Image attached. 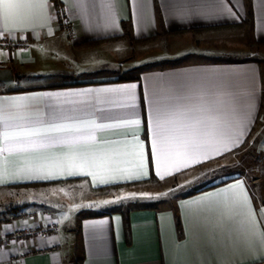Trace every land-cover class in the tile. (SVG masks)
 Returning <instances> with one entry per match:
<instances>
[{
    "label": "crops",
    "instance_id": "1",
    "mask_svg": "<svg viewBox=\"0 0 264 264\" xmlns=\"http://www.w3.org/2000/svg\"><path fill=\"white\" fill-rule=\"evenodd\" d=\"M58 10L67 14L69 28L56 19ZM244 21L248 22L238 26ZM122 23L127 24L134 39L185 36L199 40L247 32L254 44L264 45V0H48L47 9L33 23L0 35V66L10 67L14 73L13 80L0 82V100L35 98L28 102L27 113L37 124L91 120L98 124H120L139 119V125L97 130V141L77 151L115 147L112 142L133 140L135 136L143 144L147 172L139 179L117 177L110 183H101L99 176L93 181L91 176L66 172L50 179L9 177L8 182L0 183V189H23L31 193L28 195L37 194L42 202L27 201L24 211L33 212L30 218L24 219L14 212L0 215V264H264V249L259 243V232L264 231V200L260 202L259 192L252 190L245 176L234 175L224 183L208 184L180 196L170 207L138 206L86 215L81 213L83 208L72 209L74 206L54 212L47 210L50 194L59 193L69 183H82L98 192L101 187L147 182L150 173L164 180L211 164L241 148L262 116L263 75L256 59L155 64L141 61L115 69L112 62L108 65L107 60L84 56L96 53L105 44L127 39L118 38L124 33ZM93 40L102 41L95 46L85 45ZM9 41H24L26 45L13 49L2 45ZM42 59L45 66L37 71L30 69ZM120 70L135 74L106 76ZM30 76L35 80H27ZM132 85L135 88L131 93L101 91L127 89ZM211 93H231L243 100L234 118V123L246 124L240 142L226 151H210L207 157H170L157 175L151 134L154 94L176 99ZM72 151L67 146L53 145L14 154L8 158L9 171L64 157ZM30 183L42 184L17 186ZM238 184L240 188L233 187ZM222 190L237 194L242 191L250 201L252 215L241 216L238 203L225 204L214 196ZM51 222L57 225L55 235L10 238L18 229L43 227ZM44 248L49 250L42 252Z\"/></svg>",
    "mask_w": 264,
    "mask_h": 264
},
{
    "label": "snow or ice",
    "instance_id": "2",
    "mask_svg": "<svg viewBox=\"0 0 264 264\" xmlns=\"http://www.w3.org/2000/svg\"><path fill=\"white\" fill-rule=\"evenodd\" d=\"M47 7L48 0H0V35L11 34L33 23ZM134 88L135 85H132L127 89L101 91L131 93ZM32 99L35 98L21 96L0 100V183L8 182L9 177L14 180L50 179L65 172L67 175H88L93 181L99 176L101 183L114 182L117 177L139 179L147 175L143 144L135 136L133 140L112 142L115 147L93 152L77 151L87 147L89 142L97 141V130L139 125V119L125 120L120 124H98L95 120L37 124L27 113L28 102ZM242 103L241 98L231 93L181 96L176 99L154 94L151 101V134L157 175L161 166L169 163L170 157H207L210 151L219 153L237 145L246 129L245 123H234ZM53 145L67 146L73 151L64 157H54L36 165L29 163L9 171V156L40 151ZM233 187L240 188L241 185ZM131 195L134 198L135 194ZM214 196L221 198L225 204L238 203L241 216L252 215L250 201L242 191L237 194L222 190ZM206 199L211 200L212 197ZM259 243L264 249V231L259 232Z\"/></svg>",
    "mask_w": 264,
    "mask_h": 264
},
{
    "label": "rangeland",
    "instance_id": "3",
    "mask_svg": "<svg viewBox=\"0 0 264 264\" xmlns=\"http://www.w3.org/2000/svg\"><path fill=\"white\" fill-rule=\"evenodd\" d=\"M227 34L224 37H203L199 40L190 39L185 36L174 38L156 37L139 42H130L124 39L105 44L103 47L96 49V53H88L84 56H94L101 60H107L109 61L108 65H111L110 62H112V66L115 69L128 67L129 65H138L141 61L155 64L166 61L256 59L262 67L264 86V45L254 44L247 32H243L242 35ZM175 50L182 52L169 53ZM160 51H163V53H160ZM43 60L37 62L36 67L32 66L30 69L40 70V66H45V61ZM114 62L115 64H113ZM29 73L34 74L32 71H29ZM134 74L135 72L133 71L120 70L114 74L109 73L106 76L128 77ZM32 76L27 80H35ZM263 163L264 105L262 116L245 144L211 164L199 166L164 180L120 185L103 191L99 190L98 192L91 188L89 189L82 183H69V186L61 187L59 193L50 194L51 198L46 207L51 212L56 211V209H66L72 206H74L72 209L79 207L84 209L81 212L83 215L99 214L111 210H126L138 206L170 207L175 204L180 196L230 175H236V171L244 173L245 178L252 185V190L255 191L259 188L260 192L258 195L264 199ZM253 177H257V180H253ZM253 184L258 186L255 188ZM22 193L23 195H21ZM28 194L31 193L24 192L23 189H0V215L5 212H14L19 213L20 217L23 215L24 219L30 218L31 215L34 216L33 212L24 211V208L28 206L27 201L35 200L42 202V198L38 199L35 193L34 195ZM131 194H135L134 198ZM142 194H147V196ZM104 201L110 202L104 203ZM49 208L53 209L49 210Z\"/></svg>",
    "mask_w": 264,
    "mask_h": 264
},
{
    "label": "built area",
    "instance_id": "4",
    "mask_svg": "<svg viewBox=\"0 0 264 264\" xmlns=\"http://www.w3.org/2000/svg\"><path fill=\"white\" fill-rule=\"evenodd\" d=\"M56 19L65 27L69 28L70 26V20L65 13L64 10H58L55 13ZM2 45H5L9 49L18 48V47H24L26 45V42L24 41H9V42H3ZM23 216V215H22ZM57 233V225L55 222H51L46 226L43 227H28L24 229H18L17 231L13 232L10 236V238L17 240V239H24L32 235L40 234V235H55ZM55 246L52 247L54 249ZM49 249L44 248L41 251L47 252Z\"/></svg>",
    "mask_w": 264,
    "mask_h": 264
},
{
    "label": "trees",
    "instance_id": "5",
    "mask_svg": "<svg viewBox=\"0 0 264 264\" xmlns=\"http://www.w3.org/2000/svg\"><path fill=\"white\" fill-rule=\"evenodd\" d=\"M248 21H244V22H242V23H240L238 26H240V27H243L244 25H245V23H247ZM122 28H123V35H121L120 37H118V38H127L130 42H139V41H143V40H150V39H152V38H155V37H146V38H142V39H134V38H132L131 36H130V34H129V31H128V28H127V24L126 23H122ZM198 29H196V31H197ZM179 32H181V31H176L175 33H179ZM102 40H93V41H87L86 43H85V45H88V46H95V45H97V44H99L100 42H101ZM138 69V67H136V68H133L132 70L134 71V70H137ZM256 125H257V122H256V124L254 125V127L252 128V130H251V132H250V134L248 135V137L245 139V141H244V143L243 144H245V142L248 140V138L251 136V134L253 133V131L255 130V128H256ZM236 173V176H244V173H242V172H240V171H236L235 172ZM262 176H263V180H264V163H263V165H262ZM254 176V175H253ZM234 177V175H230V176H228V177H226L225 179H222V180H220V181H218V182H216V183H212L211 185H209V186H213V185H217V184H221V183H224V182H226V181H228V180H230V179H232ZM253 180H257V177H253ZM148 181H158V179L152 174V173H150V178L148 179ZM40 184H42V183H30V184H24V185H17V186H29V185H40ZM116 186H119V185H112V186H107V187H101V188H98V190H100V191H103V190H106V189H108V188H111V187H116ZM209 186H207V187H209ZM258 185H255L254 184V187L256 188ZM256 192L258 193V192H260V189L258 188L257 190H256ZM259 200H260V202L261 203H263V198H259ZM177 223H178V226H179V221L177 220Z\"/></svg>",
    "mask_w": 264,
    "mask_h": 264
},
{
    "label": "water",
    "instance_id": "6",
    "mask_svg": "<svg viewBox=\"0 0 264 264\" xmlns=\"http://www.w3.org/2000/svg\"><path fill=\"white\" fill-rule=\"evenodd\" d=\"M14 79V73L10 67L0 66V82Z\"/></svg>",
    "mask_w": 264,
    "mask_h": 264
}]
</instances>
